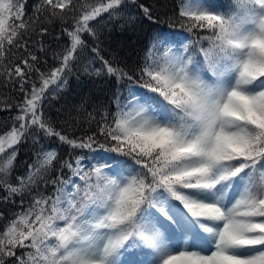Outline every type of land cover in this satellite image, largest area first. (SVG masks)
Masks as SVG:
<instances>
[{"label": "snow or ice", "instance_id": "snow-or-ice-1", "mask_svg": "<svg viewBox=\"0 0 264 264\" xmlns=\"http://www.w3.org/2000/svg\"><path fill=\"white\" fill-rule=\"evenodd\" d=\"M24 3L0 0V79L24 93L22 103L0 101V111L19 110L0 132V200L41 178L53 191L33 196L0 230V264H264V0H180V28L190 35L157 31L128 70L101 55L93 26L104 14L118 17L125 0L78 8L41 0L37 12L74 14L63 29L70 46L39 86L28 79L37 57L13 53L27 51ZM139 8L152 19L150 6ZM81 57L85 74L128 84L99 120L90 117L95 131L70 138L44 116L43 102L50 86L67 85ZM48 137L84 154L52 178L57 151L41 149L27 176L9 183L19 146Z\"/></svg>", "mask_w": 264, "mask_h": 264}, {"label": "trees", "instance_id": "trees-1", "mask_svg": "<svg viewBox=\"0 0 264 264\" xmlns=\"http://www.w3.org/2000/svg\"><path fill=\"white\" fill-rule=\"evenodd\" d=\"M41 0H25L24 12L25 19L32 18L30 27L25 33L24 43L27 51L13 49L14 55L25 56L35 55L37 62L28 76L30 81H34L39 86L40 73L47 74L50 68L59 66L56 55L64 51L65 47L70 46V38L63 31L69 28L73 20V11H67L63 19L52 17L48 12H37L36 8ZM233 0H226L231 3ZM77 8L84 0H75ZM180 0H125V7L121 10L118 17L109 20L107 14L104 19L97 24L93 22L100 38V47L103 49L101 55L108 60H116L119 66L128 70L137 65L143 56V50L150 40L154 39L157 31H164L169 34H179L183 32L190 35L187 30L180 28L183 21L179 18L177 5ZM150 6L153 11L152 19L146 18L139 5ZM47 29L43 33V29ZM69 30H71L69 28ZM83 39L89 47H95L92 37L84 34ZM91 59V54L87 55ZM87 59L81 57V63L72 65V71L68 74L67 85H61L59 89L50 86L45 92L43 102L44 116L56 122L57 130L63 134L70 135V138L85 136L96 130V120H99L100 112L105 110L101 106L108 105L112 98V93L119 91L125 94L124 85L127 80L118 81L116 77L101 75L99 77L85 74L82 65L87 63ZM93 68H99L100 63L93 61ZM39 69V72L36 71ZM132 74L131 72L129 73ZM134 79H139L138 75ZM31 84L25 85V90H30ZM24 93L20 91L18 84H7L0 79V101L10 102L13 105L22 103ZM114 105V101H113ZM0 107H3L0 104ZM115 111L114 106L107 109ZM18 109L13 107L8 111H0V132L10 130L11 120L18 114ZM96 117V120L90 119ZM43 150L55 149L57 160L48 175L55 178L61 171L60 166L65 160H71L75 155H83V151L71 149L67 144L61 143L55 137L40 138L39 144L33 145L31 139L22 143L18 148V155L14 161L13 168L8 176V182L14 186L18 178H24L29 172V166L36 160L35 153ZM63 174L67 177L68 170L64 169ZM53 186L45 185L43 178L32 186L29 191L17 194L12 201L3 202L0 200V230L11 218L12 214L27 208L33 196L38 193L50 195ZM3 191L0 190V196ZM23 200V205H21ZM19 254V253H18Z\"/></svg>", "mask_w": 264, "mask_h": 264}]
</instances>
